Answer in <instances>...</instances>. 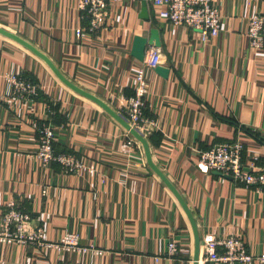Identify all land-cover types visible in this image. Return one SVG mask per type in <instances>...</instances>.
<instances>
[{
  "label": "crops",
  "instance_id": "obj_1",
  "mask_svg": "<svg viewBox=\"0 0 264 264\" xmlns=\"http://www.w3.org/2000/svg\"><path fill=\"white\" fill-rule=\"evenodd\" d=\"M213 5L222 28L203 42L198 32L159 18L150 4L149 20L142 19V0L111 1L95 32L77 0H0V27L33 44L68 80L116 111L120 100L133 96L142 65L131 54L135 36L160 31L161 67L170 74L147 72L143 134L154 162L197 222L199 264H213L203 257L210 237L241 238L251 254L264 253V191L198 162L201 151L241 142L246 170L264 167V52L254 51L247 37L252 16L264 15V0H215ZM0 72L37 88L24 106L0 79V228L8 203L14 202L31 216L26 234L41 229L51 244L74 233L82 245L102 252L0 244V264H194L191 223L129 132L1 34ZM49 120L56 128L55 150L73 154L88 170L67 174L59 163L43 167L37 160L36 128ZM171 241L179 246L172 259L165 256Z\"/></svg>",
  "mask_w": 264,
  "mask_h": 264
},
{
  "label": "built area",
  "instance_id": "obj_2",
  "mask_svg": "<svg viewBox=\"0 0 264 264\" xmlns=\"http://www.w3.org/2000/svg\"><path fill=\"white\" fill-rule=\"evenodd\" d=\"M111 1L121 0H77V6L89 21V31L95 32L99 28L101 13ZM148 4L157 9V16L167 22L182 26L188 30L199 33L203 42H208L220 34L222 17L214 7L215 0H146ZM82 29L78 30L81 33ZM247 37L251 48L256 52H264V15L255 14L249 20ZM162 65V54L157 47L146 50L144 61L135 73V91L133 96L120 100L117 112L139 130L142 134L147 119L144 113V101L148 91L147 72L154 71ZM0 79L4 80L11 88L13 96L24 106L30 104L36 94V86L25 78H20L11 73H1ZM39 135V148L36 158L43 167L59 163L67 174H77L88 170L86 164L72 154L57 153L54 148L56 128L51 120L42 122L37 126ZM144 135V134H143ZM145 136V135H144ZM244 145L241 142L218 144L199 153V164L208 171L220 172L230 176L235 182L258 192L264 191V167H253L246 170L242 161ZM46 194V190L43 191ZM7 211L2 217L0 228V244H34L38 247H51L61 252L74 254L102 252L93 245L84 246L80 237L74 233H66L60 242L48 244L45 242L41 229L34 233L26 234L24 225L31 219L29 214L23 213L14 202L7 205ZM179 252L176 241L167 245L165 256L174 258ZM204 261L213 264H264V253L251 254L241 238H216L210 237L205 244ZM160 258H156L159 260Z\"/></svg>",
  "mask_w": 264,
  "mask_h": 264
},
{
  "label": "water",
  "instance_id": "obj_3",
  "mask_svg": "<svg viewBox=\"0 0 264 264\" xmlns=\"http://www.w3.org/2000/svg\"><path fill=\"white\" fill-rule=\"evenodd\" d=\"M141 18L144 20H149V11H148V3L146 0H142V13ZM0 34L17 42L24 48L28 49L32 52L35 56L40 58L46 65L50 68L52 73L58 78L65 86L69 89L74 91L75 93L93 101L97 105H99L107 114H109L116 122H118L129 134L134 137L143 147L144 154L146 157V162L149 168L162 180V182L166 185V187L173 193V195L179 201L181 207L183 208L184 212L186 213L194 234V242H195V249H194V257L193 261L194 264H199L200 261V254H201V237L198 229L197 222L192 215L190 209L188 208L184 198L176 188V186L168 179V177L162 172V170L156 165L153 160L152 151L150 145L146 139V137L136 128H134L129 122H127L115 109L109 106L106 102L95 96L94 94L86 91L85 89L79 87L78 85L74 84L70 80H68L59 68L54 64V62L42 51H40L37 47H35L30 42L26 41L22 37L18 36L17 34L7 31L0 27ZM162 45L161 38H160V31L157 28H154L150 32V37H142V36H135L133 41V47L131 50L132 57L137 59L138 61L143 62L146 54V50L150 46H154L160 48ZM158 75L162 76L163 78H168L170 74V69L166 67L158 66L154 70ZM220 176H224L220 172H216Z\"/></svg>",
  "mask_w": 264,
  "mask_h": 264
},
{
  "label": "rangeland",
  "instance_id": "obj_4",
  "mask_svg": "<svg viewBox=\"0 0 264 264\" xmlns=\"http://www.w3.org/2000/svg\"><path fill=\"white\" fill-rule=\"evenodd\" d=\"M20 77V76H19ZM20 78H23V77H20Z\"/></svg>",
  "mask_w": 264,
  "mask_h": 264
},
{
  "label": "trees",
  "instance_id": "obj_5",
  "mask_svg": "<svg viewBox=\"0 0 264 264\" xmlns=\"http://www.w3.org/2000/svg\"><path fill=\"white\" fill-rule=\"evenodd\" d=\"M57 153H58V151H57ZM73 155V154H72Z\"/></svg>",
  "mask_w": 264,
  "mask_h": 264
}]
</instances>
